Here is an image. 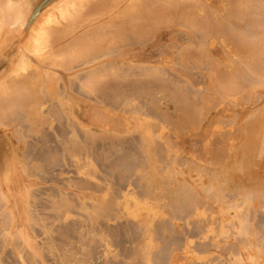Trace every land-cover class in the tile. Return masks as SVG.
<instances>
[{
    "label": "rangeland",
    "instance_id": "374dc122",
    "mask_svg": "<svg viewBox=\"0 0 264 264\" xmlns=\"http://www.w3.org/2000/svg\"><path fill=\"white\" fill-rule=\"evenodd\" d=\"M254 2H255V4H254ZM258 2L259 1L253 0L250 3V5L253 6L255 9H253V7H251L249 5L253 10H250L251 8H249L250 11L245 10V11L242 12L241 17L243 18L242 19L243 22H239L241 19L239 20V19H236V18L234 20H231V21H234V23H235L234 26L238 25L241 28V30H244V31H242L243 33L246 32L245 31L246 29H247V31L248 30H252L251 29L252 25L254 26L253 29L258 32V28L260 27V24L257 25V24H255L256 21L254 22V18H258V21L260 20L261 24H262L261 27L259 28L260 29L259 32H261V33L254 34L255 35L254 37L256 38L255 39L256 40V45L259 44L258 47L257 46L253 47V46H255L254 45L255 44L254 40H253L254 44H251L252 41L250 40V42H249V40H248L247 43L245 42V44L251 46V47L248 46V51H250V53L248 52V54L246 56V53H247L246 52L247 51L246 47L247 46L245 45L246 47H243V45H242V46H240V47H242V49L238 48V49H240V50H238L239 52L236 49V54L238 55V57H237V55H235V52L232 53L235 56V57H233V55L230 54L231 51L233 52L235 50V48L232 45L227 46V45H225V43H222V42H214L211 45H208V50H209L208 52L211 54V55L209 54L210 56L201 54V55H203L202 58L204 57V60L209 58L208 60H206V62L204 61L205 64L209 63L208 62L209 60L215 58L217 60V64H218V67H219L218 71L222 67V66L220 67L221 64L224 65L225 68L224 67H222V68L225 69L226 72H228V69H230V71L232 72V70L234 69V68L231 69V65L232 64H233L232 67H234V66L236 67V65L243 66V67H241L243 71L239 67V69L241 70L242 74L239 73L240 74V75L238 74L239 75L238 76L239 79L237 78V81L241 80V81H239V82H241V84H239V89L243 88L242 85L247 84V85H245L246 87L244 86L246 88V89L244 88V91L243 90L241 92L239 91L243 96L242 95L239 96L240 94L238 92L239 95H237V96L233 95V97H232L231 95H229V96H231L232 101H230V97L229 96L224 97L225 99L223 100V102L220 101V100H219V102L217 101L218 102L217 103V108H215V106H212L215 109L212 108L213 110H211L210 107H209L208 111L209 110H211V111L207 115L206 119L201 122L200 126H196L195 127L190 122L191 125H192L191 126L190 123L185 122V124L187 123L188 125H190L189 127L187 125V128H186V126H184L186 128V130L187 129L189 130V131L187 130L188 133L185 131L184 128H183L184 132H182L183 131L182 129L180 130V128H179L180 126H179V123H178L179 120L174 121V122L177 123V125L174 124L175 125L174 126L173 125L174 122H170V120L166 121V124H165L158 117H156V118H158L159 120H157L156 118L154 119V117H155L154 115L153 116L150 115L151 117H147L148 115L145 116V112L148 110V107H146V105H144V107L141 106L142 108H144V110L142 108H140V112H137V113H136V111H133V110H131L132 113L131 112L128 113L127 111H124V110H118L117 111V109L116 110L113 109V108H115V106L116 107L118 106L117 104H115V106L112 105V106H114L112 108L106 107V106L98 104L95 101V100H97V98L94 97L95 98V100H94L93 96L91 95V93H88V92L82 90V91H77V93H78L77 94L75 91H68L66 89L67 91H63L60 98H57V99L54 98L53 99V101H54L53 103H57L59 105V109L61 110V114L63 115V117L61 118V122L58 123L57 121L54 122L53 120H51V121L49 120L50 121L49 124H48V122L46 124H44L46 126L43 127L42 126L43 124H42L41 125L42 127H40V126H38V127H39V131L46 130L47 132L52 133L53 134L52 136L57 141L60 140V138L57 136V134L55 132L56 127L65 129V130H67V132L69 131L70 134H69V137H67L69 142H67V144H66L67 140L65 139V142H64V139H62L63 142L60 143V144H62L61 146L65 149V155H67V156L64 155L63 162L61 163L62 167H61V165H59V166H57L58 168L57 167H53L52 170L48 169V171L46 172L48 174H44L42 176L43 173H41L40 171H37V172L38 173L40 172L39 174H41V175H38V174H35V173L31 172L30 166H29L31 159L30 158L27 159L28 158L27 155L30 153V151H28V154L26 153L27 152L26 149L28 150V148H29V145H28L29 143L30 144L32 143V146H35V148L39 147V144L35 140H32L30 138H25V139L23 138L24 140L21 139V137H22V135H21L22 133L21 132H23V129L21 130L22 127L18 124V121H17L14 113L6 115L5 117H3V119H0V203H1L0 204V219L2 221L3 220L5 221V219L7 221V219H8L7 222H9L11 220V222H9V229H8L9 231L5 230L2 227V224H0V230L2 229L0 231V247H1L0 248V264H13V263L14 264L15 263L16 264H27L26 263V259L24 257L26 255L28 257L29 256L31 257V261L33 260V262H31V264H33V263L34 264H38L39 262H40L39 264H58V263L59 264H109L110 260L112 261V263H114L115 261H116V263L117 262L119 263V261H120L121 264H122V262L124 264H131L130 262H132L134 259H135L136 262L138 260H140V261H138V262H140V264L141 263L142 264H152V263L155 264L153 259L155 260V254L157 255L156 252H158L161 249L160 248V244H159V247H158L157 244H158V242H160L163 239L161 237V235H162L161 229L164 226V225L162 226V224H164V223L166 224L165 221H167V223H170V224L173 223L172 225H169L170 228L173 227V229L175 231L174 233L175 234L179 233L180 236H182L183 239H185V241H183V244H184V242L187 244V245H184L185 247H183V244L180 245L181 246V247H179L180 250H179L178 246H177V248L175 246H171V250L170 251L172 253L173 252L172 250H174V254L173 253L171 254L169 252L170 255L168 254L169 256H167V259H169V260H171L173 258V260L171 261V264H195V263L196 264H205L206 259H207L206 263H208V264H220V260L222 261L221 264H230V263L234 264L231 261L232 256H230V255L222 256L221 252H218V251H221V247L225 246L224 240L227 239L226 238L227 236H225L227 228L230 230L228 232L229 235H231L233 233L232 234L233 236L231 235L232 238L228 239V243H233L235 235H236V231L234 229H232V228H229V227H231V224L228 223L229 220H228V218H225V215L228 214L231 219L234 216L236 217V213H237L236 212L237 209L235 208L236 201H232L231 199L234 198L236 195H238L239 192H243L244 191L243 187H241V186L238 187L237 186V185H239V179H240L241 183L244 186H246L247 183H248L247 180H246L247 177L245 178L243 176L244 173L241 172V171H244L245 168H246V170L249 173L252 172V175H254L256 173L254 175V176H256V180L259 179V177H260L259 175L261 174L260 182L264 181V164H263V161H264V159H263L264 158V154H263V152H264V148H263L264 143H262L261 146H259V149L257 150L256 155H255V158H257L258 156H261V157H259V158L254 160L255 163H258V166L260 164V166H259L260 168L258 167L259 170H258V168L256 169V167H254V169H255L254 171L255 172H253L252 168H253L254 164H252V166H248L247 167V166H243V164L240 163V162H242V159H243V162L246 161V159L243 158L244 157L243 153H245V151H243V148H244V150L247 148L245 143L247 144V141H249V135H250V132H251L249 123H253V122L257 121V120L258 121L261 120V121L264 122V115H262V114H264V112H263L264 111L263 110L264 109V107H263V105H264V86H254V84L258 83V81H256L257 79L260 80V81L263 80V77H261L262 75L260 76L261 73H258V69H262V71H263L262 73H264V69H263L264 62L262 61L264 59V57H262V55H264V46H263V44H264V35H263V37L261 35V34H264V31H263L264 30V26H263L264 25V21H263L264 20V10H263V8H260V6L263 7L264 0H260L259 4H261V5L256 6V3L258 4ZM258 7H259V10L256 9ZM261 11H262V13H261ZM36 13L37 12H35L30 17V20L27 23L28 26H27V28L25 27L26 31L29 30L30 24H32L34 22V20H35V16L34 15ZM254 13H255V15H254ZM246 14H249L250 16L246 15ZM248 16H249V18H248ZM36 17H37V15H36ZM215 18H216L217 24H219L218 22H221L220 19H222V21L224 20L222 15H219V16L216 15ZM225 18H226V16H225ZM230 18H232V17H230ZM252 20H253V22H252ZM237 22H239V24ZM248 24H250V26ZM234 26L230 25V27H231V28L229 27L230 32H232V29L234 28ZM177 29L178 28L173 29L176 32L175 33L172 29H171L172 31L167 30V32H165V30L162 28V30H160L159 32L163 33V34L166 33V35H164V37H163L162 34L159 33L160 34L159 35L157 33V35L155 36L156 41L154 39L153 40L154 42L152 41L153 43L152 42L148 43V44L152 43L151 45H154L155 47L152 46L150 48V46H148V44H144L143 45V46H145V45H147V46L141 48V52L144 50L143 48H146L145 49L146 50L145 53L144 54L142 53V55H143L142 58L143 59L141 61V66L143 68H144V66L145 67H149L150 66L149 68L153 67V69L156 67V70H158L157 68H159V69L161 68L160 71H163L162 69L167 70V73L170 74L171 77H173V79L176 80V78H178L177 80L180 79L179 81L183 83V84H178V85L185 86V89H187V88L191 89L193 87L191 89V91L193 90L195 92V90H196V93L199 92V94L202 92L201 95L198 96L200 98L201 96L205 95L204 93L206 91L209 92L211 90V88L214 86V85L212 86V84H210V83H213V82L215 83V81L218 79V78L216 79V77H217L216 75H218L217 73H219V72L217 71V72H215L216 75H213L212 73H214V72H211V70H213V71L217 70L218 67H214L213 66L214 69L209 70L211 74H209V72L203 73L205 70L208 71V69H210L208 67L209 66L211 67V62L213 63L215 61V59H213L214 61L211 60L210 65H208V66L205 65V64L201 65V64H197L196 62H194L193 66L195 67V69H193V70L189 69L191 72L188 71V69L186 71L183 67L179 66L178 61L176 60L177 59L176 58L177 57V52L179 51L177 49V47H179L180 44L182 43L181 39H183V37H182L181 34H183V33L185 34L187 32H185L186 30H183V29H182L183 32H181V29H178V30ZM233 31H234V29H233ZM256 31H249V33L256 32ZM169 32H172V33H169ZM177 32H178V34H180L179 38L180 37H182V38L178 39ZM236 34L237 33H233L231 38L236 37V38H233V39H237L240 42H241L242 39L245 38V37L241 36L242 39H238V38H241V37L236 36ZM168 37H169L170 40H168ZM157 40H158V42H157ZM15 41L17 42L16 39L13 40V42H11V45H9V47H11L13 45L15 46L16 45ZM219 41H222V39L219 40ZM262 41H263V43H261ZM171 43H173V44H171ZM176 43H178V44H176ZM194 43L195 42L192 43L193 45L192 44L190 45V49L189 50L192 49L194 53L196 52L195 54L193 53L194 56L198 55V57H199L200 56L199 55L200 54V50H199L200 48H198L199 47V43H195V44ZM159 44H160L161 49L159 47ZM215 44L218 45V46H216ZM171 45L172 46L176 45L177 47L175 48V46H174V48H172ZM221 45H222V47H220ZM168 46H170L171 49H169L170 47H168ZM9 47L7 48V50L9 52H11L13 49H10ZM162 47H164V48H162ZM221 48L222 49L224 48V51H222ZM243 48L244 49L246 48V49L244 50ZM176 50H178V51H176ZM258 50L260 51V53L258 52ZM170 51L171 52L174 51L175 53L174 52L173 53H169ZM253 51L254 52L256 51L255 52L256 55H254ZM163 52L165 54H163ZM226 52H228V53L230 52L229 53L230 54L229 57L231 59H233L231 63L229 61L230 58L227 56ZM240 53H241V57H240ZM4 54H6V51L4 52ZM162 54L164 55V60L163 61H162V59H163V55ZM166 54H167V56H166ZM168 54L171 57L166 58V57H168ZM243 54L246 56L245 58L243 57ZM252 54L254 55V57L251 56ZM174 55H176V57H175L176 59L174 58ZM211 56H213V57L211 58ZM150 57H151V59L153 58L152 61H151ZM242 57H243V59H242ZM255 57H256V59H255ZM0 58H3V52L0 53ZM144 58H147V59H144ZM238 58H240V59H238ZM251 58L255 59L253 61L254 62L256 61L255 62V64H256L255 67L257 68V70H256L255 67L249 66L251 64V63H249ZM167 59L169 60V62L167 61ZM173 59H175L176 61H173ZM241 59L242 60L248 59V60L244 61V63L246 64V66L248 68L252 67V69L249 68L252 72L248 68H246V66H245V64L243 62L240 63ZM4 60H7V59L4 58ZM159 60H161L162 63ZM260 60L263 62V64L261 63ZM174 62H176L178 65L175 64ZM225 62L227 63V65H226ZM233 62H235V64ZM246 62L249 63V64L247 65ZM250 62H252V60ZM258 62H259V65H257ZM171 63L173 64V66H172ZM214 63H213L214 65H217L216 61ZM219 63H220V65H219ZM176 65H177V68H176ZM200 65H201V68L204 65H205V68H206V69L203 68L204 70L202 69L203 70V71L201 70L202 72L200 71V68H198V66L200 67ZM3 68L6 69V66H4V67L1 66L0 67V72H1V70H3ZM181 68H183L184 70L181 69ZM222 68H221L220 71L223 72ZM244 69H245V71H244ZM253 69H254V71H253ZM60 70L61 69H58L59 74H61L62 78H63V82L60 81V84L62 86V84L64 85L67 82H69L70 79H72L71 78L72 75H71V73H68V72H64L63 73ZM86 70L87 69H85L83 67L77 68L76 71H75V74H83V73H85ZM222 72H220L221 75H218L219 77L224 74V72L223 73ZM233 72H235V71H233ZM198 73H200V74H198ZM254 73L257 74V75L259 74L257 76V79H256V75ZM147 74L149 75V72ZM206 74H208V76H213L215 79H212V77H211V79H210V77H208L209 78L208 79ZM249 74L251 75V77H249L250 80L247 79L248 77L246 76V75H249ZM178 75H180V77ZM185 75L187 76L188 79L186 78ZM64 76H66V77H64ZM190 76H191V78H190ZM241 76L245 77V78H243V77L242 78H243V80L245 79L246 82L242 81ZM254 76H255L256 80L254 79ZM154 77L155 78H159V80L161 79V81H164V79L167 81L166 72H165V75L157 73L155 76H153L152 79H154ZM147 78H148V76H147ZM206 79H208L209 81L206 80ZM156 80H158V79H156ZM212 80H213V82H210ZM206 81L209 84H205ZM171 82H170V85H172ZM247 82H249V84ZM76 83H78V82H76ZM198 83H200V84L202 83V85L200 86V84H198ZM165 84L169 85L168 82H165ZM203 86H205V89H204ZM208 86L211 87V88H209ZM172 87H173V85H172ZM189 87H191V88H189ZM62 89H61V91H62ZM173 90H174V88H173ZM250 90H251V92H250ZM82 92H83V94H82ZM208 92H206V94ZM84 93H85V95H84ZM249 93L251 94V96L249 95ZM158 96H159L160 99H162V101H160L161 102L160 108L158 110H156L157 114L160 117H161V114L165 115V113H167L169 115L168 119H170V118L174 119L175 118L174 117L175 114H176V116H178V115L180 116L181 115L179 112H175V107H177V106H176V104L175 105L173 104L174 102H171V101H168V100H166V102H165L164 101V94H162V93H159ZM90 97H91V99H90ZM244 97H248V98H246L244 100ZM254 97L255 98H259V99H256V102H253V101H255ZM199 98H197V103L200 102ZM239 99H241V100H239ZM97 101H99V100H97ZM51 103L44 104L41 107L39 113L40 114L42 113V115H44V114L46 115L45 109H47ZM122 104L124 105V103H122ZM221 105L223 106L224 109L221 107ZM117 108L121 109V107H119V106ZM256 109L257 110L261 109V110L260 111L258 110V112H257ZM89 110H90V112H89ZM176 110H178V109L176 108ZM100 111H102V112H104L106 114L102 113V115H100V113H101ZM129 111H130V109H129ZM208 111H206L205 114L208 113ZM65 114H66V116H65ZM97 114H99L101 117L103 116L102 119H103V121H105L106 124L107 123H109V124L112 123V127H110L111 124H110V126H109V124H107L106 127H105V123L102 122L101 117L99 115H97ZM157 114H156V116H157ZM257 115H259V116H257ZM260 115H262V116H260ZM97 116H99V118L101 120ZM107 116H109L108 117L109 120H105V119H107ZM200 116H199L200 119L204 117L203 115H200ZM249 116H253V117H249ZM238 117L239 118L241 117L240 121H239V119L237 120ZM92 118H94L96 121L99 119V121L102 122V123L101 124L96 123L95 120L92 119ZM111 118H113V119H111ZM216 118H217V120H215ZM227 118H228V120H227ZM261 118H263V119H261ZM10 119L13 120L14 122H10ZM62 119H63L64 122L62 121ZM201 120H203V119H201ZM220 120H221V122H220ZM244 120H245V122L247 120H249V123L248 122L245 123V126L247 125L246 127L244 126ZM91 121H92V123H91ZM119 121L122 122V123H119ZM15 122H17V123H15ZM160 122H162V123H160ZM216 122H218V123H216ZM55 123H56V125H55ZM151 123H153V124H151ZM167 123L171 124V127H170V125H167ZM7 124H9V125H7ZM70 124H71V126H70ZM120 124L122 126H124L123 129L125 128L126 131L124 130V132H121L122 131L121 130L122 127H120L121 126ZM16 125H17V127H16ZM47 126H48V128H47ZM237 126H238V130H237ZM52 127H53V129L54 128L55 129L53 130ZM74 127H75V129H74ZM156 127L158 129H156ZM173 127H176V128L173 130ZM222 127H224V128H222ZM227 127L229 128V130L226 129ZM263 127H264V124H263ZM110 128L112 130H109ZM118 128L121 131H119V130L116 131V129H118ZM209 128H210V130H209ZM51 129H52V131H51ZM167 129H169V130H167ZM192 129H194V130H192ZM234 129H235V131H237V133L235 132L236 136H235V134L233 135L234 132L229 133V131H231V130L234 131ZM73 130H76L75 133H73ZM222 130H224V131L221 132ZM244 130H246L245 133L249 134V135L248 134L245 135L246 138L243 136L245 134ZM195 131H197V132H195ZM207 131H209V132L207 133ZM78 133H79V138H78ZM81 134L84 135V137ZM89 134L91 135V137H90ZM93 134H94V136H93ZM208 134L210 136H208ZM228 134H230V137H228ZM96 135H97V137H96ZM221 136H223V137H221ZM261 136H263V135H261ZM80 137H82L81 138V139H83L82 141H81ZM85 137H86V139H85ZM152 137H153V139H152ZM196 137H197V139H196ZM198 137H201V138H198ZM220 137L222 139H220ZM232 137L234 138V141L232 140L233 139ZM90 138L92 139V141H91ZM241 138L244 139V142L246 140V142L243 143L244 145L241 144L242 143ZM93 139H95V140H93ZM136 139H138V140H136ZM202 139H204V140H202ZM85 140H86L87 144H85ZM134 140H135V142H134ZM191 140L193 142H191ZM211 140L212 141L214 140L215 143H213ZM262 140L264 142V136H263ZM102 141H104L105 143H103ZM129 141H130V143H129ZM228 142H230V143H228ZM89 143L91 145H89ZM98 143H101V144L98 145ZM109 143H110V145H109ZM125 143H127V146H126ZM131 143H132V146H133V143H134L133 149H132ZM26 144L28 145L27 146L28 148L25 147ZM211 144H212V146H211ZM222 144H223V147H222ZM224 144H225V146L228 149L231 150V152H229V150L227 148L225 150ZM120 145H122L124 147V149L121 148L122 146H120ZM129 145L131 146V149L133 151L134 150L135 151L136 150L139 151V152L138 151H136V152L134 151L137 154V156L139 157V158L137 157L138 160L141 159V160H144L145 162L143 161V163H142L141 161H137V164H139V165L136 168H139V171L133 172L135 170L134 169L132 172H130L128 177L125 178V179H127L126 182H123L122 183L123 184L122 187H120V189H119V187L117 185L120 184V183L117 180L115 181L117 184L114 182V180H115L114 178H116V177H113V176H115V175H110V174H109L110 176L107 175L108 172L107 171L104 172V170L102 171L101 167H103L106 164H108L107 162H110V158L111 157L117 158V156L120 155L121 152H118V148H120L121 151L122 150L125 151V149H128ZM157 145H159V146L157 147ZM162 145H163V147H162ZM173 145H174V147H173ZM240 145H242V146L240 147ZM116 146H118V147H116ZM125 146L127 148H125ZM76 147H78V148H76ZM86 147H87V150H86ZM115 147H116V150H114ZM89 149H90V151H89ZM261 149H263V151H260V153H259V150H261ZM236 150H238V151L235 153L234 151H236ZM107 151H110V152H108V154H107ZM214 151L217 152V153H215ZM220 151H221V154H220ZM117 152L119 153L118 155L116 154ZM68 153L71 156H68ZM110 153L112 154V156L110 155ZM210 153H211V155H208ZM239 154L241 156H243V157H241ZM257 154H258V156H257ZM30 155H31V153L29 154V156ZM88 155H89V157H88ZM113 155H115V156H113ZM93 156H95L94 159L92 158ZM144 156H145V159H144ZM231 156L233 157L232 161H231ZM86 157H88V158H86ZM104 157H105L106 162H103L104 161V159H103ZM147 157L149 158V160L147 159ZM95 158H97V159L95 160ZM100 158L103 159V161L100 160ZM137 158H136V160H137ZM171 158L174 159V162H173V159L171 160ZM210 158L212 159L213 163H211ZM170 161H171V163H170ZM95 162H97L98 164L97 163L94 164ZM139 162H141V164ZM182 162H185V163L183 164ZM100 163H102V164H100ZM104 163H106V164H104ZM79 164H81V165H79ZM137 164L135 163L136 166H137ZM176 164H178V165H176ZM226 164L228 165V168L230 170H232L231 172H235V174L238 173L237 181L236 180L232 181L233 178L235 179L236 176H234L235 175L234 173H230V170H228ZM238 164L241 165L244 169L241 166H239ZM261 164L263 165V167L261 166ZM99 165L100 166L102 165V166L100 167ZM222 165H223V167H222ZM250 165H251V163H250ZM144 166L148 167V168L145 169ZM230 166H232V167H230ZM234 166L236 167V169L239 172H237V170L236 171L234 170V168H233ZM99 167L101 168V170H100ZM190 167L193 169V174H192V172L190 174V171H191ZM103 168H105V167H103ZM161 168H162V171H161ZM203 168L204 169L206 168V169L204 170ZM223 168H224V170H223ZM92 169H93V171H92ZM225 170L226 171L228 170L227 173L229 172L231 175L230 176H225V175H227ZM246 170H245V173H246L245 176H247ZM256 171L259 172V174ZM158 172H160V173H158ZM162 172H163V174H162ZM105 173H107V174H105ZM49 174H50V176H48ZM69 174H70V176H69ZM145 176H146V178H145ZM163 176L165 178L167 177V179H165ZM211 176H213L212 177L213 179L211 178ZM231 176H232V178H231ZM257 176H259V177H257ZM44 177H45V179H44ZM63 177H64V179H63ZM151 179H152V181H151ZM244 179L246 181H244ZM80 180L82 181V183H80L81 182ZM172 180H173V182H172ZM101 181H103L104 185H102L103 183ZM143 181H145V182H143ZM183 181H184V184H186V182L188 181L187 184H190L189 186H191V187L194 186L198 190H200V186H203V185L206 186L205 182L207 184H209L208 186H206V189L208 188L207 190L205 189V191H202V190L200 191V192H202V198L204 199L203 201L205 203L204 206H205L206 210H205V213L202 214V216L195 215L194 218L190 217V218H185L184 220H172L170 218L168 212H167V210H168L167 209V207H168V205H167L168 198L166 199V197H168L167 195L170 192L175 191L176 188L179 189V186L183 183ZM210 182H211V185H210ZM233 182H234V184H232ZM125 183H126V185H124ZM178 183H179V186H178ZM202 183H204V184L202 185ZM92 185H94V187H92ZM141 185H143V186H141ZM146 185L149 187V189H148V187ZM103 186H104V188H103ZM145 186L147 187L146 189H144ZM46 188H47V190H46ZM52 188H54V190H51ZM43 190H45V191H43ZM130 190H131V192H130ZM39 191H41V192L38 193ZM53 191L60 198L58 200V202L56 200L57 196H56V194ZM142 191L145 192L146 195H145V193H144V195L143 194L140 195L141 193H143ZM51 192H53V193L50 196ZM149 192H152L153 195H152V193H149ZM203 192H206L205 196H204ZM215 192H216V194H215ZM156 194H158L159 196L156 195ZM211 194H214V195H211ZM240 194H242V193H240ZM139 196H141V198H139ZM227 196H228V198H227ZM159 197H161L160 201H159ZM162 197H163V199H162ZM215 197H217V198H215ZM69 198H70V200H69ZM82 198H83V200H82ZM53 199L55 200V202H53ZM208 199H210V200H208ZM211 199L215 203H212ZM21 201H22V203H21ZM38 201H39V203H38ZM44 201H46V203ZM48 201H50V202H48ZM138 201L146 203V204L141 203L142 205L141 204L139 205L140 206L139 209L141 208V206L145 205L149 210L153 211V212H150L149 210H146V212L144 211V213L142 212L143 210L140 211V214H144V216H145V213H146V219L151 217L152 220L151 219L150 220L147 219V220H149V223H150L148 225H143L147 221H145V223H143V224H142V222L139 223L140 221L145 220V218H144L143 215H142L143 218H141L142 216L140 215L141 216L140 217L137 214L139 212V209L137 207V205L139 204ZM76 202H78V203L75 204ZM79 202L83 206H81V204ZM227 202H228V204H230V203L233 204L234 203V205L230 206L229 208H225L226 211L227 210L228 211L223 215L224 212H222V211H223L224 208L221 207V204L225 205L224 203H227ZM42 203H43V205H45V204L47 205V206L45 205L46 208H44V206H42ZM147 203H148V205L150 207L147 205ZM58 204H60V205L58 206ZM54 205H55V207H54ZM69 205H70V207H69ZM76 205H79V207L81 206L80 207L81 209L79 207H77ZM110 205H112V206H110ZM145 206L142 207V208H146ZM165 206H166V208H165ZM103 208H104V210H103ZM208 208H209V210H208ZM233 208H234V210H233ZM40 209H41V211H40ZM76 209L78 210V212L76 211ZM165 210H166V212H165ZM55 211H56V213H55ZM62 211L64 213H62ZM71 211L74 212V215H73V213ZM80 211H81L82 215L80 214ZM104 212H106V214ZM147 212H148V214H147ZM261 212L264 215V211H261ZM44 213H46V214L47 213H50V214L52 213L51 218H50L49 214H47V218H46V214H44ZM77 213H79V214H77ZM133 214H135V216H133ZM149 214H150V216H147ZM151 214L153 215V217L151 216ZM79 215H80V217H79ZM217 215L220 216V217H218ZM87 216H90V217L93 216L92 219L94 221H93L92 225L98 227V230H96L95 232L91 233L90 234L91 236H89L88 234L86 236V234H85L86 238L83 236V233H80V231L73 232L72 236L74 238L71 237L72 240H70V238H68L67 240H63V237H62L63 235L61 234V231L63 233V231L65 230L64 227L69 225V223H71V222L75 223V221H76V222L79 223V226L83 223L79 228L82 229V230H85L86 228H84L82 226L85 225V222L87 221L85 218ZM11 217L14 220L11 219ZM40 217H42V218H40ZM9 218H10V220H9ZM45 218H46V220H45ZM77 218L80 219V222L77 221V220H79ZM160 218H162V219H160ZM195 218L196 219L198 218L197 222L200 221V222L197 223L198 224L197 226L202 225V227L206 228L205 230H207V232L203 230V232L200 234V237L198 235L197 238L194 235L195 234L194 225H196V221H195L196 219ZM207 219H209V220H207ZM99 220H101V222ZM202 220H203V223L199 224V223L202 222ZM157 221H159L161 223V225ZM161 221H163L164 223L161 222ZM187 221H189L190 223L189 222L187 223ZM233 221L235 222L236 218H234ZM86 224H87V222H86ZM187 224H189V225H187ZM102 225H104V227H102ZM173 225H175V228H174ZM191 225H193L192 227L194 228V230L191 227ZM155 226H157V227L160 226V227L156 228ZM226 226H228V227L225 229ZM105 227H107V229ZM183 227H186V228H184L185 231H184ZM19 228H21V229H19ZM159 229H160V231H159ZM163 229L167 230L166 228H163ZM213 229H214V232L216 230V232H215L216 234L213 233ZM218 229H219V232L217 233ZM123 230H124V233H126V234L122 233ZM137 230H138V232H134V231H137ZM155 230H157V231H155ZM224 230H225V233H224ZM33 231H34L35 234L33 233ZM39 231H40V233H39ZM111 231H112V233H111ZM190 231H191V233H190ZM159 232L161 234L160 236H159ZM196 232H198V231L196 230ZM156 233H158V236H159L158 240H160V241H157L158 237L157 238L155 237V236H157ZM223 233H224V235H223L224 238H222L223 236H220ZM110 234H111V237L118 236V238L121 239V241H122L121 243L122 244L119 245V246H113L114 243H113L112 239H110V236H109ZM167 234H165L164 237H169V236L172 237L171 233L169 234V236ZM210 234H212V235H210ZM92 235H93V237H92ZM185 235H187L186 238H184ZM209 236H210V238H208ZM68 237H70V236H68ZM81 237H83V238H81ZM160 237H161V239H160ZM153 238L155 239V241H154ZM92 239H94V240H92ZM91 240H92V242H91ZM141 240H144L143 241L144 243L141 242ZM221 240L223 241V245H222ZM15 241L18 243L16 248H15V244H16ZM188 241H189V244H188ZM107 242L108 243L110 242L109 246H107ZM154 242L156 244V247H155ZM102 243H103V245H102ZM147 243H148V245H147ZM91 244H93L94 247L91 246ZM95 245H97V246H95ZM201 245H212L213 247L211 246V248H210L211 250L209 252L205 253L204 255H202L201 253L200 254L197 253V252H199L198 249H200L202 247ZM199 246H200V248H199ZM121 247H123V248H121ZM154 247L157 248V250L153 251L155 249ZM58 248H60V249H58ZM94 248H96V249H94ZM122 249H123L124 252L122 251ZM148 249L150 250V252H149ZM176 249H177V251H175ZM125 251L126 252L127 251L131 252L130 253V258H128V259L125 258L127 256ZM151 251H152V253H151ZM25 253H27V254H25ZM159 253H160V251H159ZM85 254H86V257H85ZM121 254H125V256L123 255L124 256L123 257ZM139 254L140 255L142 254V255L140 256ZM35 255H36V257H35ZM171 255H172V258H171ZM216 255H218V256L220 255V257L216 258ZM177 256H179V258ZM180 256L182 258H185V259H183V260H182V258L180 259ZM156 258H157V256H156ZM213 258L217 259V260L215 259L216 260L215 263H214V259ZM228 258H229L230 263L228 261ZM150 259H152V260H150ZM203 259H205V260H203ZM218 259H220V260H218ZM35 260H37V261H35ZM169 260L166 261V264H170ZM135 261H133V262L135 263ZM263 261H264V259L261 258L260 262H263Z\"/></svg>",
    "mask_w": 264,
    "mask_h": 264
},
{
    "label": "bare ground",
    "instance_id": "6f19581e",
    "mask_svg": "<svg viewBox=\"0 0 264 264\" xmlns=\"http://www.w3.org/2000/svg\"><path fill=\"white\" fill-rule=\"evenodd\" d=\"M46 1L47 0H0V53L3 52V58H0V67L1 66H3V67L6 66V69L3 68V70H1V72H0V119H3V117H5L6 115H9V114L14 113L15 114V117H16V119L18 121V124L22 127L21 130L23 129V132H21L22 133L21 134L22 135L21 139H23V138L24 139L25 138H30L32 140H35L39 144V147H37V148H35V146H32V143L31 144L30 143L28 144L29 145V148L27 147L28 146L27 144L25 146L26 148H28V150L26 149V151H27L26 153L28 154V151H30V153H31L30 156H29L30 153L27 155L28 158L26 156L25 157L27 159H29V158L31 159L30 160V164H29L30 170H31V172H33L35 174L41 175V174H39L40 172L43 173L42 176L44 174H48V173H46L48 171V169H51L52 170L53 167H57V166L61 165V163L63 162V158H64V155H65V149L61 146L62 144H60V143L63 142L62 139H64V142H65V139L67 140L66 141V144H67V142H69V140L67 139V137H69V134H70L69 131L67 132V130L62 129V128H57L55 126L56 127V129L54 128L55 129V132H56L57 136L60 138V140L57 141L52 136L53 135L52 133H49L46 130L39 131V127H38V126H40V127L46 126L44 124H46L47 122L49 124V122L51 120H53L54 122L57 121L58 123L61 122V118L63 117V115L61 114V110L59 109V105L57 103H53L54 102L53 99L54 98H56V99L57 98H60L63 91H67V90L68 91H75L76 93H77V91H82V90L83 91H86L88 93H91V95L93 96V99L94 100H95V98H97V100H99V101L95 100L98 104L103 105V106H106V107H110V108L114 107L115 104H117L119 107H121V109L120 108H117L118 106L117 107L115 106V108H113L114 110H116V109H117V111L118 110H124V111H127L128 113L131 112V110L136 111V113L137 112H140V108H142L141 106L144 107V105H146V107H148V110L145 112V116L148 115L147 117H151V116L154 115L155 116L154 119L156 117H158L165 124H166V121H168V120H170V122H174L176 120H179L178 123H179V126H180L179 127L180 130L181 129L183 130V128H184L185 131L187 132L188 129L186 130V128H187V125L188 124L187 123L185 124V122H188V123L191 122L195 127L196 126H200L201 125V122L206 119V117L209 114V112L211 110L217 108V103L219 102V100L223 102V100L225 99L224 97L229 96V95H231L233 97V95L234 96H237V95L240 94L239 96H241L242 94L240 92L242 90L244 91V88L246 87L245 85H247V84H244L242 82L244 84V85H242L243 88L239 89V84H241V82H239V81H241V80L237 81L238 76L240 74H242L241 73V70H242L241 67H243V66L236 65V67L235 66L232 67L233 64L232 65L230 64L231 65V69H233V68L234 69L232 70V72L230 71V69H228V72L229 71L231 72V73L230 72L228 73V72H226L225 69L222 68V67H224V65H222V64L220 65V63H219L220 67L222 66L221 68H222V70H223V72L225 74V75L223 74L222 76L219 77L218 75H221L220 72H222V71H220L221 68L218 71L219 67H218V64H217V60L215 58H213V59H215L216 64H217V65H214L215 64L214 63L215 61L213 59H211L213 57V56H211L210 59L214 61L213 62L214 64L211 62V60L208 61L209 63L205 64L204 61L206 62V60H208L209 58H207V59L205 58L206 60H204V57L202 58V56L203 55H208V56L211 55L208 52L209 51L208 50V45H211L214 42H222V43H225V45H227V46L232 45L235 48V50L233 52L231 51V53L230 52L229 53L232 54V53L235 52V55H237L236 54V49L238 51V50H240L238 48H241L242 49V47H240V46H242V45H243V47H246L247 46L246 47L247 48L246 56H247L248 52L250 53V51H248V46L249 45H246L245 42L247 43L248 40H249V42L251 40L252 41L251 44H254L253 42L255 41V44H254L255 46H253V47H256V46L258 47L259 46V44L256 45V40H255L256 38L254 37L255 36L254 34L261 33V32H259V30H260L259 28L261 27L262 24H261V21L260 20H259L260 22L258 21V18H254V22L256 21L255 24H257V25L260 24V27L258 26L259 27L258 28V32L253 29L254 26L252 25V28H251L252 30H248L247 31V29H246L245 30L246 32L243 33L242 31H244V30H241V28L238 25H235L234 26V24H235L234 21H231V20H234L236 18V19H239V20L241 19L240 21L238 20L239 22H243L242 21L243 18L241 17L242 12L245 11V10L250 11V10L255 9L253 6L250 5V3L253 0H51L41 10H39ZM256 1H259L260 2V0H256ZM259 2H258V4L256 3V6L261 5V4H259ZM254 4H255V2H254ZM249 5L251 7H253V9ZM249 8H251V9L249 10ZM260 8H263V10H264V5H263V7L260 6ZM256 9L259 10V7L256 8ZM37 11H38V13L36 14L37 17H36V15H34L35 16L34 22L33 23L31 22L32 24H30L29 30L26 31L25 30V27L27 28V26H28L27 23L30 20V17L35 12H37ZM261 13H262V11H261ZM216 15L217 16L222 15V17L224 18L223 21H222V19H220L221 22H218L219 24H217V21H216V18H215ZM246 15H249V14H246ZM254 15H255V13H254ZM225 16H226V18H225ZM249 16H248V18H249ZM230 17H232L233 19L230 18ZM239 22H237V23L239 24ZM252 22H253V20H252ZM230 25L231 26H234V28L232 27L234 29V31L232 29V32H230V29H229ZM248 25L250 26V24H248ZM162 28L165 30V32H167V30L172 31L173 29L178 28V29H181V32H183V30H186L185 32L188 33V34L187 33L181 34L182 37H183V39H181L182 40L181 41L182 43L180 44L179 47H177L176 45H174L175 48L177 47V49L179 50V51L176 50V51H178L177 52V57H176V55H174V58L175 57L177 58V59L176 58L175 59L178 61L179 66L183 67L186 71H187V69H188V71H190L189 69H192V70L195 69V67L193 66L194 65V62H196L197 64H201V65L202 64H205L207 66L210 65V62H211V67L210 66L208 67L210 69L207 68L208 71L205 70L206 72L204 71L203 73L209 72V74H211L209 70L214 69L213 66L214 67H218L217 70H214V71L211 70V72H214V73L217 72V71L219 72V73H217L218 75H216V73L215 74L212 73L213 75H216L217 77L216 76L215 77H216V79L217 78L218 79L215 81V83L213 82V80L210 81V82H213V83H210V84H212V86L213 85L214 86L212 88L208 86L209 88H211V90L209 92L206 91V92H208L207 94L205 92L204 93L205 95H203V96H201L199 98L198 96L201 95L202 92L199 94V92L196 93V90H195V92L193 90L191 91V89L193 87L192 88L189 87L191 89H188V88L185 89V86L178 85V84H183V83L179 81L180 79L177 80L178 78H176V80L173 79V77H171V75L167 73V70L162 69L163 71H160L161 68L160 69L157 68L158 70H156V67L153 69V67L152 68H149L150 66L149 67H145L144 66V68L141 66V61L143 59L142 58L143 57L142 53L144 54L145 51H146L145 50L146 48H143L144 49L143 50L144 52L143 51L141 52V48L147 46V45L143 46L144 44H148L149 42H152L155 39V36L157 35V33L158 34L160 33L159 31L162 30ZM249 31H256L257 33L256 32L249 33ZM169 33H172V32H169ZM233 33H237L236 36H238V37H241L242 36V37H245L246 39L245 38L242 39V37L241 38H238L237 37L238 39H242L241 42L238 41L237 39H233V38H236V37L231 38ZM160 34H162L163 37H164V35H166V33L165 34L160 33ZM177 34H178V32H177ZM179 35L180 34H178V39L182 38V37L179 38ZM261 35L263 37L264 34H261ZM15 39L17 40V42L15 41L16 45L15 46L13 45V46L9 47V45H11V42H13V40H15ZM221 39H222V41H219ZM168 40H170L169 37H168ZM155 41H156V39H155ZM157 42H158V40H157ZM193 42L199 43V47L198 46L197 47L200 48L199 49L200 50V54L199 55L201 57L200 56L198 57V55L194 56V54L196 52L194 53L192 49L189 50L190 49V45ZM152 43L148 44V46H150V48L152 46H154V45H151ZM261 43H263V41ZM171 44H173V43H171ZM176 44H178V43H176ZM174 46H172V48H174ZM216 46H218V45H216ZM263 46H264V44H263ZM8 47L10 49H13V50L11 52H9L7 50ZM159 47H160V44H159ZM168 47H170V46H168ZM220 47H222V45ZM249 47H251V46H249ZM162 48H164V47H162ZM160 49H161V47H160ZM169 49H171V47ZM5 51H6V54H4ZM222 51H224V48L222 49ZM173 52L170 51L169 53H173ZM255 52H254V55H256ZM258 52L260 53L259 50H258ZM229 53L226 52V54H227L228 57L230 56ZM163 54H165V53L163 52ZM201 54H203V55H201ZM244 54H243V57L245 58L246 56ZM232 55H233V57H235L234 54H232ZM254 55L252 54L251 56L254 57ZM166 56H167V54H166ZM169 57H171V56H169V54H168V57H166V58H169ZM237 57H238V55H237ZM240 57H241V53H240ZM243 57H242V59H243ZM262 57H264V55H262ZM4 58H6L7 60H4ZM144 59H147V58H144ZM150 59H151V57H150ZM152 59H151V61H152ZM175 59H173V61H176ZM238 59H240V58H238ZM242 59H241V62L240 63H242V62L244 63V61L248 60V59H244V60H242ZM255 59H256V57H255ZM255 59H252L251 58L252 62H250L251 60L249 61V63H251L249 66H252V67H255L256 66V64H255L256 61L255 62L253 61ZM163 60H164V55H163L162 61ZM232 60L233 59L230 58V60H229L230 63L232 62ZM159 61L162 63L161 60H159ZM167 61L169 62L168 59H167ZM262 61L264 62V59ZM262 61H261V63L263 64ZM174 63L177 64L176 62H174ZM233 63L235 64V62H233ZM249 63H247V65ZM177 65H176V68H177ZM201 65H200V67L198 66V68H200V71L203 68L206 69L205 68V65L202 66V68H201ZM226 65H227V63H226ZM257 65H259V62H258ZM172 66H173V64H172ZM245 66H246V64H245ZM81 67L87 69L85 71V73H83V74H75L76 69L77 68H81ZM239 67L241 68V70L239 69ZM252 67H249V68L252 69ZM183 68H181V69H183ZM246 68H248V67L246 66ZM58 69H61L60 71H62L63 73L64 72H68V73H71V75H72V77L70 76L72 79H70L69 82H67L66 84H64V85L62 84V86L60 84V81L63 82V78H62V75L59 74ZM263 69H264V67H263ZM256 70H257V68H256ZM233 71H235V72L237 71V72L235 73ZM244 71H245V69H244ZM253 71H254V69H253ZM148 72H149V75L147 74ZM165 72L167 74V81L165 79H164V81H161V79L159 80V78H155V77H154V79H152L153 76H155L157 73H160L162 75L163 74L165 75ZM262 72H263L262 69H258V73H261L260 76L262 75L261 77H263V80H261V81L257 79V76L259 74L257 75V74L254 73L256 75V79L257 80L255 79V76H254V79L256 81H258L257 84H254L252 82L254 84V86H264V75H263L264 73H262ZM200 73H198V74H200ZM206 75H207V78L210 77V79H211V77H212V79H215L213 76H208V74H206ZM147 76H148V78H147ZM178 76L180 77V75H178ZM246 76L248 77L247 79L250 80L249 77H251V75L249 74V75H246ZM64 77H66V76H64ZM242 77L243 76H241L242 81L246 82L245 79L243 80V78H245V77H243V78ZM186 78H187V76H186ZM190 78H191V76H190ZM156 79H158V80H156ZM208 79H206V80H208ZM76 82H78V83H76ZM165 82H168L169 85L168 84H165ZM170 82L173 85V87H172V85H170ZM206 82H205V84H209L208 82L207 83ZM247 83L249 84V82H247ZM198 84H200V83H198ZM201 85H202V83L200 84V86ZM203 87L205 89V86H203ZM173 88H174V90H173ZM61 89H62V91H61ZM238 92H239V94H238ZM250 92H251V90H250ZM85 93H84V95H85ZM159 93L164 94V101L165 102H166V100H168V101L174 102L173 103L174 105L176 104L177 107H175V112H179L181 115L180 116L179 115L176 116V114H175L174 115V117H175L174 119L175 120L174 119H171V118L168 119L169 118V115L167 113H165V115H162L161 114V117L157 114L156 110H158L160 108V104H161L160 101H162V99H160L159 96H158ZM82 94H83V92H82ZM249 95L251 96L250 93H249ZM231 96H229L230 97V101H232ZM248 97H244V100L246 98H248ZM197 98H199V100H200L201 103L200 102L197 103ZM90 99H91V97H90ZM256 99H259V98H255V101H253V102H256ZM239 100H241V99H239ZM46 103H51V104L49 105V107L47 109H45V112H46V115L47 116L43 113L45 115L44 116V115H42V113L40 114L39 111H40L41 107L44 104H46ZM122 103H124V105ZM112 105H114V106H112ZM212 106H215V108H213ZM209 107H210L211 110L208 111ZM221 107L223 108L222 105H221ZM263 107H264V105H263ZM176 108L178 110H176ZM129 109H130V111H129ZM142 109L144 110V108H142ZM258 110L260 111L261 109H258ZM258 110H257V112H258ZM206 111H208V113L205 114ZM89 112H90V110H89ZM100 112H101L100 115H102V113H104L102 111H100ZM104 114H106V113H104ZM156 114H157V116H156ZM97 115H99V114H97ZM200 115H203L204 116L203 118H201L203 120L200 119V117H201ZM262 115H264V114H262ZM262 115H260V116H262ZM65 116H66V114H65ZM99 116H97V117L99 118ZM257 116H259V115H257ZM108 117L109 116H107V119H105V120H109ZM249 117H253V116H249ZM102 118H103V116L101 117V119ZM158 118H156V119L159 120ZM240 118L238 117L237 120L239 119V121H240ZM92 119H94V118H92ZM99 119L97 120L98 122L95 119L94 120H95L96 123H99V124H101L102 122L105 123V121H103V119H102V122H100ZM111 119H113V118H111ZM261 119H263V118H261ZM215 120H217V118ZM227 120H228V118H227ZM249 120H247L246 122L249 123ZM62 121H63V119H62ZM10 122H14V121L10 119ZM220 122H221V120H220ZM246 122L244 120V126H245V123ZM15 123H17V122H15ZM91 123H92V121H91ZM119 123H122V122L119 121ZM160 123H162V122H160ZM191 123H190V125H191ZM216 123H218V122H216ZM71 124H70V126H71ZM107 124H109V123H107ZM107 124L105 123V127H106ZM110 124H111V126H110ZM110 124H109V126L112 127V123H110ZM151 124H153V123H151ZM174 124L177 125L176 122H174L173 125ZM263 124H264V122L261 121V120H259V121L257 120V121H255L253 123H249L250 129H251L250 130L251 131L250 132V135L248 133H245L246 130H244V133L245 134L243 135L245 138H246V136H245L246 134L249 135V141H247V144L245 143L246 140L244 142V139L241 138V140H242V143L241 144L244 145L243 143H245V145H246L247 148L245 150L243 148V151H245V153H243V156L244 157L239 154L241 157H243V158L246 159V161L243 162V159L241 158L242 159V162H240V163L243 164V166H247V167L248 166H252V164H254L253 165V168H252L253 169V172H255L254 171L255 170L254 167H256V169H257L260 166V164L258 166V163H255L254 160L257 159V158H259V157H261V156H258V154H257L258 157L255 158V155H256L257 150L259 149V146H261V144L264 143L263 140H262V138L264 136V133H263L264 132ZM7 125H9V124H7ZM55 125H56V123H55ZM167 125H170V127H171V124L167 123ZM190 125H188V127ZM184 126H186V128ZM16 127H17V125H16ZM120 127H122V129H121L122 131L119 130V128L116 129V131L119 130L121 132H124V130H125V128L123 129L124 126L121 125ZM176 127H173V130ZM47 128H48V126H47ZM222 128H224V127H222ZM52 129H53V127H52ZM52 129H51V131H52ZM74 129H75V127H74ZM156 129H158V128L156 127ZM226 129L229 130L228 127ZM109 130H112V129L110 128ZM167 130H169V129H167ZM192 130H194V129H192ZM209 130H210V128H209ZM232 130L229 131V133L234 132L233 135L235 134V136H236L237 131H235V129H234V131H232ZM237 130H238V126H237ZM75 131L76 130H73V133H75ZM223 131L224 130H222L221 132H223ZM182 132H184V130ZM195 132H197V131H195ZM208 132L209 131H207V133ZM261 135H263V136H261ZM82 136L84 137V135H82ZM93 136H94V134H93ZM208 136H210V135L208 134ZM90 137H91V135H90ZM96 137H97V135H96ZM221 137H223V136H221ZM221 137H220V139H222ZM228 137H230V134H228ZM78 138H79V133H78ZM81 138L82 137H80V139ZM198 138H201V137H198ZM85 139H86V137H85ZM152 139H153V137H152ZM196 139H197V137H196ZM82 140L83 139H81V141ZM93 140H95V139H93ZM136 140H138V139H136ZM202 140H204V139H202ZM232 140L234 141V138ZM91 141H92V139H91ZM104 141H102V142L105 143ZM134 142H135V140H134ZM191 142H193V141L191 140ZM212 142L215 143L214 140ZM129 143H130V141H129ZM228 143H230V142H228ZM85 144H87L86 143V140H85ZM100 144L101 143H98V145H100ZM125 144L127 146V143H125ZM89 145H91V144L89 143ZM109 145H110V143H109ZM242 145H240V147ZM120 146H122V145H120ZM126 146H125V148H127ZM131 146H132V143H131ZM131 146L129 145L128 149L129 148L130 149L129 150L128 149H125V151L124 150L121 151V149L118 148V152H121L120 155H118L119 153L117 152L116 153L118 155L117 158L111 157L110 158V162H107L108 164L104 163V164H106L105 166H103L105 168L101 167L102 165L101 166L99 165L102 168V171L104 170V172H106V171L108 172V174L107 173H105V174H107V175H109V174L110 175H115V176H113V177H116V178H114L115 179L114 182L117 180L120 183V184L117 185L119 187V189H120V187H122V185H123L122 183L123 182H126L127 179H125V178L128 177V175H129L130 172H132L134 169L135 170L133 172L139 171V168H136L139 165V164H137V161H141L142 163L144 161V160H141V159L138 160L139 157L135 153L138 150H136V151L134 150L135 152L132 150L133 149V146H134V143H133L132 149H131ZM158 146L159 145H157V147ZM211 146H212V144H211ZM224 146H225V144H224ZM87 147H86V150H87ZM116 147H118V146H116ZM116 147H115L114 150H116ZM162 147H163V145H162ZM173 147H174V145H173ZM222 147H223V144H222ZM76 148H78V147H76ZM121 148L124 149L123 146ZM224 148L226 150L227 147L225 146ZM263 148H264V146H263ZM228 150H229V152H231L230 149H228ZM89 151H90V149H89ZM237 151L238 150H236L234 152L236 153ZM260 151H263V149L259 150V153H260ZM108 152H110V151H107V154H108ZM215 153H217V152H215ZM220 154H221V151H220ZM263 154H264V152H263ZM110 155L112 156L111 153H110ZM115 155H113V156H115ZM208 155H211V153L208 154ZM65 156H67V155H65ZM68 156H71V155H69V153H68ZM232 156H231V161L233 160L232 159L233 158ZM88 157H89V155H88ZM88 157H86V158H88ZM94 157L95 156H93L92 158L94 159ZM136 158H137V160H136ZM96 159L97 158H95V160ZM103 159H104V161H103ZM103 159L100 158V160H102L103 162H106L105 157ZM144 159H145V156H144ZM147 159L149 160L148 157H147ZM172 159L173 158H171V160ZM210 160H211V163H213V161H212L211 158H210ZM141 162H139V163L141 164ZM173 162H174V159H173ZM96 163L97 162H95L94 164H96ZM135 163L137 164V166L135 165ZM170 163H171V161H170ZM182 163L184 164L185 162H182ZM250 163H251V165H250ZM100 164H102V163H100ZM263 164H264V161H263ZM79 165H81V164H79ZM176 165H178V164H176ZM223 165H222V167H223ZM239 166H241V165H239ZM261 166L263 167L262 164H261ZM61 167H62V165H61ZM230 167H232V166H230ZM101 168H100V170H101ZM147 168L148 167H145V169H147ZM227 168H228V165H227ZM233 168H234L235 171L237 170L235 166ZM259 168H258V170H259ZM190 170H191L190 171V174H191V172L193 174V169L191 167H190ZM223 170H224V168H223ZM228 170H230V169L228 168ZM245 170H246V168H245ZM245 170L244 171H241V172L244 173L243 176L245 178L247 177L246 180H247L248 183H247L246 186H244L241 183L240 179H239V185H237V186L238 187L239 186L243 187L244 188L243 189L244 191L243 190H242L243 192H239L238 191L239 194L236 195L234 198L231 199L232 201H236L235 208L237 209L236 212L238 214L236 213V217L233 215L234 217L232 216L233 217L232 219L229 217L228 214L225 215V218H228V220H229L228 223L231 224V227H229V228H232V229H234L236 231V235H235V238H234V242L233 243H228V239L229 238H232L231 235L233 233L231 235H229L228 232L230 230L227 228L228 226H226L225 229L227 228L228 231L226 230V233H225V230H224L225 236H227L226 237L227 239L224 240L225 246L221 247V251H218V252H221V255L222 256H226V255L232 256L231 261L234 264H261V263L264 264V261L263 262H260V259L261 258L264 259V215L261 212V211H264L263 210L264 209V181L260 182V180H261V174L259 175L260 177L257 176V177H259V179L257 178L259 180L258 181V180H256V176H254L256 173L254 175H252V172L249 173L247 170H246L247 176H245L246 175ZM37 171H40V172L38 173ZM92 171H93V169H92ZM161 171H162V168H161ZM227 171L225 170L226 173H227ZM231 171L232 170H230V173H234L235 174V172H231ZM237 172H239V171L237 170ZM158 173H160V172H158ZM230 173L228 172L227 175H225V176H230L231 175ZM257 173L259 174V172H257ZM162 174H163V172H162ZM237 175H238V173H236L234 175V176H236L235 179L233 178V180L232 179L231 180L232 181H234V180L237 181V177H238ZM48 176H50V174ZM69 176H70V174H69ZM212 177L213 176H211V178ZM145 178H146V176H145ZM231 178H232V176H231ZM44 179H45V177H44ZM63 179H64V177H63ZM165 179H167V177ZM246 180L244 179V181H246ZM151 181H152V179H151ZM101 182L103 183V181H101ZM143 182H145V181H143ZM172 182H173V180H172ZM187 182H186V184H184V181H183V183L181 182L182 184L180 183L181 184L180 186H179V183H178L179 189L176 188V190L174 189L175 191L170 192L168 195L166 194L168 196V197H166V199L168 198V202H167V205H168L167 209L168 210H167V212H168V214H169V216H170V218L172 220H184L185 218H190V217L194 218L195 215L202 216V214L205 213V210H206V208L204 206L205 203L203 201L204 199L202 198V192H200V191L201 190L202 191H205L206 186H208L209 184H207L205 182L206 186H204L203 185L204 183H202L203 186H200V190H198L194 186H192V187L189 186L190 184H187ZM80 183H82V181ZM232 184H234V182ZM102 185H104V183ZM124 185H126V183ZM210 185H211V182H210ZM141 186H143V185H141ZM146 186H145L144 189H146L148 187V186L147 187ZM92 187H94V185H92ZM103 188H104V186H103ZM148 189H149V187H148ZM46 190H47V188H46ZM51 190H54V188H52ZM43 191H45V190H43ZM40 192L41 191H39L38 193H40ZM53 192H51L50 196L52 195ZM130 192H131V190H130ZM216 192H215V194H216ZM144 193L145 192L141 193L140 195H142V194L144 195ZM149 193H152V192H149ZM203 193H204V196H205V193L206 192H203ZM240 193H242V194H240ZM145 195H146V193H145ZM152 195H153V193H152ZM156 195H158V194H156ZM211 195H214V194H211ZM56 196H57V194H56ZM57 198H56V200L58 202V200L60 198H59V196H57ZM139 198H141V196H139ZM160 198L161 197H159V201H160ZM215 198H217V197H215ZM227 198H228V196H227ZM162 199H163V197H162ZM69 200H70V198H69ZM82 200H83V198H82ZM208 200H210V199H208ZM211 201H212V199H211ZM44 202L46 203V201H44ZM48 202H50V201H48ZM53 202H55L54 199H53ZM21 203H22V201H21ZM38 203H39V201H38ZM77 203L78 202H76L75 204H77ZM138 203L139 204L137 205V207L139 209V207H140L139 205L141 203H143V202H139L138 201ZM212 203H215V202L212 201ZM143 204H146V203L144 202ZM224 204L225 205H222L221 204V207H223L224 209L225 208H229L230 206L234 205V203L233 204H231V203L228 204V202L227 203H224ZM45 205H43V203H42V206H44V208H46V206H47V205L46 206ZM59 205L60 204H58V206ZM147 205H148V203H147ZM76 206L79 207V205H76ZM81 206H83V205L81 204ZM110 206H112V205H110ZM144 206H141V208L139 209V212L137 213L139 216L140 215L141 216L142 215L144 216V214H140V211L143 210L142 212L144 213V211L146 212V210H149L146 206H145L146 208H142ZM54 207H55V205H54ZM69 207H70V205H69ZM165 208H166V206H165ZM224 209L222 211V212H224L223 215L228 211V210L226 211V209L225 210ZM103 210H104V208H103ZM208 210H209V208H208ZM233 210H234V208H233ZM40 211H41V209H40ZM76 211L78 212L77 209H76ZM149 211L150 212H153L152 210H149ZM165 212H166V210H165ZM55 213H56V211H55ZM62 213H64V212L62 211ZM72 213L74 215V212H72ZM104 213L106 214V212H104ZM44 214H46V213H44ZM47 214H49L50 215V218H51L52 213L51 214L50 213H47ZM47 214H46V218H47ZM77 214H79V213H77ZM80 214H81V211H80ZM147 214H148V212H147ZM152 214H151V216L153 217ZM90 216H87L85 218L87 220L86 221L87 224L83 220L85 222V225L82 226V227L86 228L85 230H82V229L79 228L83 223L82 224L80 223L81 225L79 226V223L76 222V221H75V223L74 222H71V223H69V225H67L66 227H64L65 230L63 231V233L61 231V234L63 235L62 236L63 237V240H67L68 238H70V240H72L71 237H73L72 236V233L73 232L80 231V233H83V236L86 238L87 234L89 236H91L90 235L91 233H93L96 230H98V227L92 225L94 220L92 219L93 216L92 217H90ZM133 216H135V214H133ZM143 216L141 218H143ZM147 216H150V214L147 215ZM79 217H80V215H79ZM218 217H220V216H218ZM40 218H42V217H40ZM46 218H45V220H46ZM144 218H145V220H142L139 223L142 222V224H143V223H145V221H147L143 225L150 224L149 223V220L151 219V217L147 218V219H149V220H147L146 219V213H145ZM198 218L197 219L195 218L196 219L195 220L196 221V225H194V227H195V234L194 235L196 236V238H197L198 235L200 237V234L203 232V230L207 232V230H205L206 228H203L202 225L197 226L198 225L197 223L200 222V221L197 222ZM234 218H236V221L235 222L233 221ZM11 219H13V218L11 217ZM77 219H79V218H77ZM160 219H162V218H160ZM9 220H10V218H9ZM207 220H209V219H207ZM1 221L2 220L0 219V222ZM7 221H8V219H7ZM7 221L5 219V221L3 220L0 224H2V227L5 230L9 231L8 230L9 229V222H11V220L9 222H7ZM77 221L80 222V219L77 220ZM99 221L101 222V220H99ZM157 222H159V221H157ZM161 222H163V221H161ZM165 222H166V224L163 222L164 224H162V226L164 225L163 228H166L167 230H165L163 228L161 229L162 235L164 234L163 236L159 232V236L161 235V237L163 239L161 241L158 240L159 239L158 233H156L157 236H155L156 238L158 237L157 238V241H160L161 242V243L158 242V244H157L158 247H159V244H160V248L161 249L160 248H159L160 250L158 249L160 251V253H159V251L156 252L157 255L154 253L155 254V260L153 259V261L155 262V264H166V261L169 260V259H167V256L170 255L169 252L171 253V251H170L171 250V246H175L176 248L178 246V248H179V247H181L180 245L183 244V241H185V239H183V237L180 236L179 233L178 234L176 233L177 235L174 233L175 231H174L173 227L170 228L169 225H172L173 223L170 224V223H167V221H165ZM188 222L189 221H187V223ZM202 223H203V220L199 224H202ZM160 225H161V223H160ZM187 225H189V224H187ZM173 226L175 228V225H173ZM192 226L193 225H191V227ZM102 227H104V225H102ZM155 227L156 228H159L160 226L159 227L155 226ZM105 228L107 229V227H105ZM184 228H186V227H183V229ZM19 229H21V228H19ZM193 230H194V228H193ZM196 230L198 232H196ZM155 231H157V230H155ZM159 231H160V229H159ZM184 231H185V229H184ZM134 232H138V230L137 231H134ZM166 232L167 233L169 232V233L167 234ZM215 232H216V230H215ZM215 232H214V229H213V233H215ZM218 232H219V229H218L217 233ZM33 233H34V231H33ZM39 233H40V231H39ZM111 233H112V231H111ZM122 233H124V230L122 231ZM170 233H171V236L172 237L169 236ZM190 233H191V231H190ZM224 233L222 235H220V236H223ZM85 234H86V236H85ZM124 234H126V233H124ZM165 234H167L169 237H164ZM210 235H212V234H210ZM68 236H70V237H68ZM109 236H110V239H112V241L114 243L113 246H119V245L122 244L121 243L122 241H121V239L118 238V236L111 237V234ZM186 236L187 235H185L184 238H186ZM92 237H93V235H92ZM161 237H160V239H161ZM81 238H83V237H81ZM208 238H210V236ZM222 238H224V236ZM92 240H94V239H92ZM92 240H91V242H92ZM222 240H221V242H222V245H223V241ZM143 241L144 240H141V242H143ZM154 241H155V239H154ZM189 241H188V244H189ZM17 244L18 243L16 242L15 248H16ZM109 244H110V242L109 243L107 242V246H109ZM154 244H155V242H154ZM102 245H103V243H102ZM147 245H148V243H147ZM184 245H187V244L184 242L183 247H185ZM91 246L94 247L93 244H91ZM95 246H97V245H95ZM201 246L203 248L202 247L200 248V246H199L200 249H198L199 252H197V253H199V254L201 253L202 255H204L205 253H207V252H209L211 250L210 248H211L212 245H201ZM155 247H156V244H155ZM121 248H123V247H121ZM58 249H60V248H58ZM94 249H96V248H94ZM155 250H157V248H155L153 251H155ZM179 250H180V248H179ZM122 251H123V249H122ZM172 251H173L172 253L174 254V250H172ZM175 251H177V249ZM149 252H150V250H149ZM130 253H131L130 251H127L126 252V255L127 256L125 258H127V259L130 258ZM151 253H152V251H151ZM25 254H27V253H25ZM121 255L122 256L123 255L125 256V254H121ZM156 256H157V258H156ZM217 256L218 255H216V258H219L220 257V255L218 257ZM24 257L26 259V263L27 264H31V262H33V260L31 261V257L30 256L28 257L26 255ZM35 257H36V255H35ZM85 257H86V254H85ZM177 257L179 258V256H177ZM171 258H172V255H171ZM181 258L182 257L180 256V259ZM183 259H185V258H182V260ZM205 259H203V260H205ZM215 259H214V263L217 260V259L216 260ZM220 259H218V260H220ZM150 260H152V259H150ZM172 260H173V258L171 260H169L170 261L169 262L170 264H171V261ZM35 261H37V260H35ZM133 261H135V259ZM138 261H140V260H138ZM138 261L137 262L135 261V263L134 262L133 263L134 264H140V262H138ZM206 261H207V259H206ZM206 261H205V264H208V263H206ZM228 261H229V258H228ZM132 262H130V263L133 264ZM221 262L222 261L220 260V264H221ZM229 263H230V261H229ZM109 264H121V263H120V261H119V263L118 262L116 263V261L114 263H112V261L110 260ZM122 264H124V263L122 262Z\"/></svg>",
    "mask_w": 264,
    "mask_h": 264
},
{
    "label": "water",
    "instance_id": "95a60500",
    "mask_svg": "<svg viewBox=\"0 0 264 264\" xmlns=\"http://www.w3.org/2000/svg\"><path fill=\"white\" fill-rule=\"evenodd\" d=\"M50 1H51V0H47V1L42 5V7H41L39 10H41V9H42L47 3H49ZM39 10H38V11H39ZM38 11H37V13H38ZM37 13H36V14H37ZM36 14H35V15H36Z\"/></svg>",
    "mask_w": 264,
    "mask_h": 264
}]
</instances>
